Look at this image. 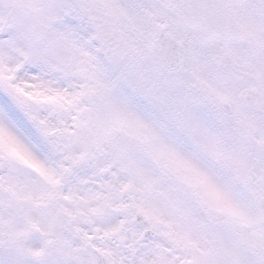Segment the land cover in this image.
Segmentation results:
<instances>
[{
  "label": "snow or ice",
  "instance_id": "snow-or-ice-1",
  "mask_svg": "<svg viewBox=\"0 0 264 264\" xmlns=\"http://www.w3.org/2000/svg\"><path fill=\"white\" fill-rule=\"evenodd\" d=\"M0 264H264V0H0Z\"/></svg>",
  "mask_w": 264,
  "mask_h": 264
}]
</instances>
